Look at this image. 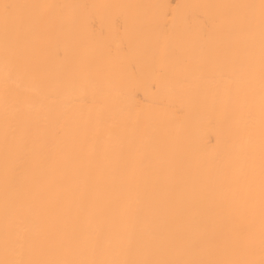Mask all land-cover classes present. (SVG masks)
<instances>
[{
  "label": "bare ground",
  "instance_id": "bare-ground-1",
  "mask_svg": "<svg viewBox=\"0 0 264 264\" xmlns=\"http://www.w3.org/2000/svg\"><path fill=\"white\" fill-rule=\"evenodd\" d=\"M0 264H264V0H0Z\"/></svg>",
  "mask_w": 264,
  "mask_h": 264
},
{
  "label": "snow or ice",
  "instance_id": "snow-or-ice-1",
  "mask_svg": "<svg viewBox=\"0 0 264 264\" xmlns=\"http://www.w3.org/2000/svg\"><path fill=\"white\" fill-rule=\"evenodd\" d=\"M3 7H4L5 11L7 12V9H9L10 7H14V6L5 4V5H3Z\"/></svg>",
  "mask_w": 264,
  "mask_h": 264
}]
</instances>
